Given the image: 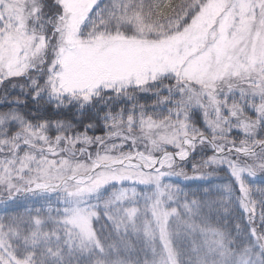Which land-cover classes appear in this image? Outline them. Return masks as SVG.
<instances>
[{
  "label": "snow or ice",
  "instance_id": "snow-or-ice-1",
  "mask_svg": "<svg viewBox=\"0 0 264 264\" xmlns=\"http://www.w3.org/2000/svg\"><path fill=\"white\" fill-rule=\"evenodd\" d=\"M0 264H264V0H0Z\"/></svg>",
  "mask_w": 264,
  "mask_h": 264
}]
</instances>
